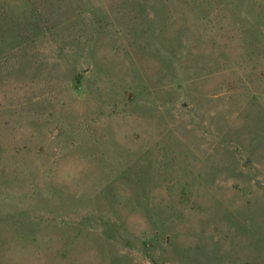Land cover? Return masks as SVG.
<instances>
[{
    "label": "rangeland",
    "instance_id": "374dc122",
    "mask_svg": "<svg viewBox=\"0 0 264 264\" xmlns=\"http://www.w3.org/2000/svg\"><path fill=\"white\" fill-rule=\"evenodd\" d=\"M0 264H264V0H0Z\"/></svg>",
    "mask_w": 264,
    "mask_h": 264
}]
</instances>
